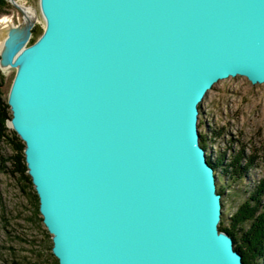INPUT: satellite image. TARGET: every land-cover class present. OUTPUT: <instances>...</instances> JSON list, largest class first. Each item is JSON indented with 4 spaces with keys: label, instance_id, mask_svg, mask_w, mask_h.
<instances>
[{
    "label": "water",
    "instance_id": "water-1",
    "mask_svg": "<svg viewBox=\"0 0 264 264\" xmlns=\"http://www.w3.org/2000/svg\"><path fill=\"white\" fill-rule=\"evenodd\" d=\"M38 5L0 69L57 264H245L199 122L219 80L264 83V0Z\"/></svg>",
    "mask_w": 264,
    "mask_h": 264
},
{
    "label": "rangeland",
    "instance_id": "rangeland-1",
    "mask_svg": "<svg viewBox=\"0 0 264 264\" xmlns=\"http://www.w3.org/2000/svg\"><path fill=\"white\" fill-rule=\"evenodd\" d=\"M6 1L9 6L0 14V26L16 25L22 20V13L9 0ZM16 1L35 10L32 36L33 29L43 28L38 0ZM29 41L28 45L31 44ZM0 71L4 81L2 90L7 96L15 69L7 67ZM200 120L199 130L204 135L206 152L212 160L220 161L215 174L217 183H222L224 188L221 220L230 226L229 218L247 198L250 189L264 181V83L252 84L242 75L219 80L202 100ZM225 155L228 159L222 163L221 157ZM236 160L245 171L239 177L231 172L233 178H230L228 175ZM228 183L231 185L226 186ZM32 193L33 188L28 187L22 192L11 177L0 172V264L9 263L11 257L57 264L50 254L51 237L47 236L44 224L34 216ZM259 264H264V258Z\"/></svg>",
    "mask_w": 264,
    "mask_h": 264
},
{
    "label": "trees",
    "instance_id": "trees-1",
    "mask_svg": "<svg viewBox=\"0 0 264 264\" xmlns=\"http://www.w3.org/2000/svg\"><path fill=\"white\" fill-rule=\"evenodd\" d=\"M8 6L9 3L6 0H0V14L4 13ZM42 31V27L33 29L29 43L34 42L41 35ZM3 84V75L0 71V172L11 177L22 192H25L28 187L33 188L34 216L38 218L39 223H43L38 210V197L31 182V177L27 173L24 157V142L7 125V119L11 114L6 101L7 96H4L2 90ZM201 122L202 120H200L199 124ZM212 133L214 134L215 131L213 130ZM200 142L205 147L203 134L200 136ZM216 161L212 163L215 170L219 167L218 163H220V161L218 163ZM236 161L232 165L228 176L231 175V172H234L238 177L244 173L245 167L240 165L238 160ZM230 178L233 177L230 176ZM259 183L258 186L254 185L250 189L247 198L238 205L235 212L231 215V218H229L230 226L224 225L222 220L219 224L221 230L226 231L233 237L234 247L241 253L242 260L245 264H259L264 258V201H262L264 181ZM229 185L231 183H228L226 186ZM222 186V183H218V191L221 195H223L224 190ZM45 232L48 237H51L47 229H45ZM49 249L50 254L54 256L50 246ZM55 261L57 262L56 258ZM8 262L7 264H40L39 259L21 261L14 257H11Z\"/></svg>",
    "mask_w": 264,
    "mask_h": 264
},
{
    "label": "bare ground",
    "instance_id": "bare-ground-1",
    "mask_svg": "<svg viewBox=\"0 0 264 264\" xmlns=\"http://www.w3.org/2000/svg\"><path fill=\"white\" fill-rule=\"evenodd\" d=\"M17 8L22 13V20L18 24L8 23L0 26V50L5 51L7 42L17 46L16 55L25 45L28 33L27 29L36 19L35 10L31 6L16 1ZM15 57V56H14ZM7 68V67H3Z\"/></svg>",
    "mask_w": 264,
    "mask_h": 264
},
{
    "label": "built area",
    "instance_id": "built-area-1",
    "mask_svg": "<svg viewBox=\"0 0 264 264\" xmlns=\"http://www.w3.org/2000/svg\"><path fill=\"white\" fill-rule=\"evenodd\" d=\"M43 27H44V20H43ZM227 159H228V155H225V156L221 157V162L224 163V161H226ZM213 160L215 161V158Z\"/></svg>",
    "mask_w": 264,
    "mask_h": 264
}]
</instances>
